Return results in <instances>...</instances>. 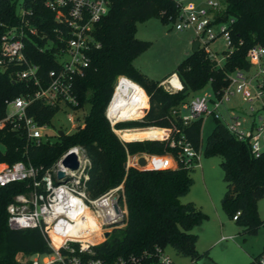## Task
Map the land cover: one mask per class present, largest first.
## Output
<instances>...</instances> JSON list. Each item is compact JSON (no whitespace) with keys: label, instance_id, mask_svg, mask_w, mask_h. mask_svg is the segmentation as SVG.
<instances>
[{"label":"trees","instance_id":"16d2710c","mask_svg":"<svg viewBox=\"0 0 264 264\" xmlns=\"http://www.w3.org/2000/svg\"><path fill=\"white\" fill-rule=\"evenodd\" d=\"M44 0H25L34 11L33 22L39 30L52 37L53 13L43 6ZM224 10L217 16L221 21L233 18L231 29L232 50L218 67L203 47L186 55L176 70L182 89L169 92L161 81L153 80L133 64V60L150 46L149 41L135 36L136 23L150 17L163 23L173 22L177 8L171 0H111L108 12L95 24L94 39L100 44L90 52V65L74 82L76 108L84 111L82 124L70 132L57 135L52 141L39 144L29 142L21 129L0 130V162L16 161L31 163L41 170L50 168L72 145H81L90 159L87 171L86 192L95 198L120 184L123 186L127 209L124 228L114 230L107 241L96 247L97 256L105 259L117 255L140 253L169 246L191 261H197L207 252L196 250L198 236L192 229L206 219L207 215L192 201L181 202L193 184V167L183 164L179 158L180 148L170 146L169 139H161L165 129L171 130L170 138L184 136L194 149H202L206 157L219 156L225 190L220 200L224 214L240 228L243 236L254 235L264 219L257 212V201L264 196V151L255 157L246 141L238 140L219 120L204 143L201 139V118L183 123L179 110L191 96L208 88L217 93L226 85L225 75L236 68L248 69L247 50L259 44L264 47V0H223ZM0 20L16 23V0H0ZM3 28L0 26V34ZM46 39L32 36L25 39V55L39 66V76L46 77L49 69L56 67L52 50L40 51ZM225 53V52H224ZM171 72V73H173ZM126 76L139 84L148 96L137 116L139 120L117 122L114 129L105 116V109L118 76ZM136 95L141 87L125 82ZM32 82L12 81L0 70V117L4 115V100L30 94ZM176 113H173V111ZM38 124H50L58 112V106L40 100L30 103L26 109ZM135 113V112H134ZM128 114L123 119L134 115ZM122 120V119H121ZM149 127V129L147 128ZM146 153L170 155L176 166L165 169H149L124 166L127 155ZM152 161V160H151ZM30 190V180L15 181L0 187V264H21L18 253L45 252L47 240L55 239L44 229H10L7 225L6 205L17 193ZM264 249V246H263Z\"/></svg>","mask_w":264,"mask_h":264},{"label":"built area","instance_id":"2783aa9c","mask_svg":"<svg viewBox=\"0 0 264 264\" xmlns=\"http://www.w3.org/2000/svg\"><path fill=\"white\" fill-rule=\"evenodd\" d=\"M171 1L177 8L174 28L179 31L192 29L199 46L220 67L232 50L231 29L234 21L233 18L216 20L224 10L223 0ZM110 4L111 0H44L43 6L53 13L55 23L51 30L53 36L48 37L34 24V11L26 5L25 0H16L17 22L10 24L0 20L3 28L0 34V70L5 71L12 81L32 82L35 88L30 94L4 100L5 112L0 117V130L21 129L27 140L35 144L56 138L60 130L55 131L53 137L48 136L44 131L49 124H38L26 109L37 100L57 105L58 111H72L77 107L74 82L89 67L90 52L100 46L93 37V30L96 22L108 12ZM32 36L46 39L39 50H52L57 62L56 67L47 71L45 79L38 74L39 66L25 55V39ZM216 39L224 42L223 50L210 49L209 43ZM246 57L250 63L248 69L236 68L228 72L225 75L226 85L221 91L194 94L178 113L185 124L209 116L219 120L238 140L246 141L251 153L257 157L264 151V47L259 44L251 46ZM125 82L141 87L126 76L117 77L105 109V116L114 132L117 122L136 119L117 120L108 112L114 95L125 89L122 85ZM160 85L169 92L182 89L176 73H171ZM235 94L249 104L246 114H239L232 108H222L223 103ZM145 95L148 103V96ZM67 119L73 123L71 115ZM161 129L166 131L161 139H169L170 146L180 148L179 158L183 164L193 168L200 166L201 148L194 149L182 135L176 140L170 138L171 130ZM69 153H74L78 160V168L73 171L61 163ZM140 154L135 157L127 155L125 168L165 169L177 164L170 155H144L147 162L144 167H139L136 160ZM89 167L90 159L85 149L77 144L69 147L45 170L21 160L12 164L0 162V187L15 181L30 180V190L15 194L6 205L8 227L45 229L55 239L47 240L48 251L28 255L18 253L17 261L21 264H174L165 249L158 246L110 259L97 256L96 247L105 243L114 230L125 227L127 209L122 184L95 198L87 194ZM57 171H64L66 176L57 178ZM238 214L235 213L232 219L235 220ZM225 238L232 236L222 237ZM248 264H264V249L251 257Z\"/></svg>","mask_w":264,"mask_h":264},{"label":"rangeland","instance_id":"374dc122","mask_svg":"<svg viewBox=\"0 0 264 264\" xmlns=\"http://www.w3.org/2000/svg\"><path fill=\"white\" fill-rule=\"evenodd\" d=\"M135 36L141 40L149 41L150 46L133 60V64L146 76L157 81H164L171 72L176 70L179 62L192 52V41L195 39L192 29L179 31L174 28L173 22L163 23L155 17L138 21ZM209 47L212 51H221L225 48V44L221 39H216L209 43ZM217 53L219 56L221 55L220 52ZM127 89L135 94L130 88ZM209 90L204 88L201 92ZM139 104L138 101L137 107ZM248 106L249 104L242 101L239 94H235L231 96L229 101L223 103L222 108H232L239 114H246ZM134 112L136 111L133 110L130 113ZM83 113L84 111L78 108L72 111L60 110L52 117L44 132L52 137L57 130L70 133L76 126L82 124ZM69 115L72 116V124L67 119ZM121 117L118 119L124 118ZM138 118L141 117L137 114L130 117V119L135 120ZM214 123V119L210 116L203 118L201 125L202 144L212 130ZM118 138L122 141L119 136ZM220 160L219 156L206 157L203 154L200 155V166L194 167L191 171L193 184L189 192L180 198V201L183 203L192 201L207 215L201 225L192 229V232L198 236L195 245L198 252H207L208 257L216 264H248L251 259L249 254L256 255L264 246V227L260 226L254 235L243 236L239 234L240 228L222 211L220 200L225 190V183L223 172L219 166ZM256 207L259 217L264 219V196L257 201ZM221 236H232V238L222 239ZM165 252L174 264H197L196 261H191L188 257L178 255L169 246L165 247Z\"/></svg>","mask_w":264,"mask_h":264},{"label":"bare ground","instance_id":"6f19581e","mask_svg":"<svg viewBox=\"0 0 264 264\" xmlns=\"http://www.w3.org/2000/svg\"><path fill=\"white\" fill-rule=\"evenodd\" d=\"M177 85V84H176ZM139 101V106L137 107V99ZM147 100V97L144 93V91L142 90L141 94L139 95V97L137 95H135L133 92H131L130 90H122V91H118L109 107H108V112L111 116H115V118L117 120H119L118 118L121 117L123 118L124 116L128 115V114H131L130 112L135 110L136 112L134 113V116L136 114H138V110L140 108V106L142 104H145L147 103L146 102ZM137 107V108H136ZM136 108V109H135ZM126 113V114H125ZM120 118V119H121ZM149 129V127H147ZM116 133V131H115ZM143 137H140V138H130L128 140H141ZM126 141V140H125Z\"/></svg>","mask_w":264,"mask_h":264},{"label":"water","instance_id":"95a60500","mask_svg":"<svg viewBox=\"0 0 264 264\" xmlns=\"http://www.w3.org/2000/svg\"><path fill=\"white\" fill-rule=\"evenodd\" d=\"M198 47H199V41L195 39L192 42V52L196 51ZM62 134H64V132L60 130L59 135H62ZM146 162H147L146 157L144 155H139L137 157L136 163L139 167H144ZM61 163L64 167L68 168L71 171L76 170L78 168V160L74 153H69L65 155ZM124 166H127L126 162L124 163ZM56 176L57 178H63L66 176V174L64 171H57ZM59 182L60 181H58V183ZM196 263L197 264H216L210 257H208V255H203L196 261Z\"/></svg>","mask_w":264,"mask_h":264},{"label":"crops","instance_id":"0c3cea01","mask_svg":"<svg viewBox=\"0 0 264 264\" xmlns=\"http://www.w3.org/2000/svg\"><path fill=\"white\" fill-rule=\"evenodd\" d=\"M194 40H195V39H194ZM194 40H193V41H194ZM193 41H192V42H193ZM134 66H135V65H134ZM135 67H136V66H135ZM161 80H162V79H161ZM161 82H162V81H161ZM222 237H223V236H221V238H222ZM262 249H263V248H262ZM259 253H260V252H259ZM257 254H258V253H257ZM257 254H256V255H257ZM249 255H250V257L255 256V255H252V254H249Z\"/></svg>","mask_w":264,"mask_h":264}]
</instances>
